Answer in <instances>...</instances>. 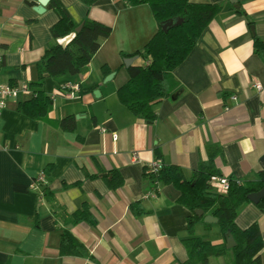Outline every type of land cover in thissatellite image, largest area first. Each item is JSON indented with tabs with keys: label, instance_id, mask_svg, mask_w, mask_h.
Masks as SVG:
<instances>
[{
	"label": "crops",
	"instance_id": "0c3cea01",
	"mask_svg": "<svg viewBox=\"0 0 264 264\" xmlns=\"http://www.w3.org/2000/svg\"><path fill=\"white\" fill-rule=\"evenodd\" d=\"M60 1L77 25L90 18L112 32L85 72L45 79L44 91L52 98L45 120L17 111V103L29 97L24 94L9 99L0 111V264H182L190 211L176 201L178 189L171 184L154 189L142 168L158 149L162 164L179 166L188 178L207 159V144L222 149L214 158L218 175L245 181L264 168V59L253 50L254 37L264 42V0H190L223 6L173 69L177 84L154 105L152 122L133 115L116 95L128 78L123 58L157 30L149 6L124 0ZM36 5L37 0H0V83L34 79L36 62L54 42L50 27L57 16L47 4L37 13ZM254 82L262 88L257 90ZM65 85H76L78 91L65 94ZM66 116L75 119L73 132L58 125ZM47 165L50 171L44 173ZM112 170L124 181L116 189L104 177ZM39 173L43 180L34 185ZM44 187L54 201L42 197ZM83 201L95 226L70 222ZM133 202L139 214L130 208ZM235 222L240 228L259 224L264 264V211L245 202ZM204 223H195L194 235L220 243L217 222ZM63 229L92 259L58 254ZM209 264H231V254L210 257Z\"/></svg>",
	"mask_w": 264,
	"mask_h": 264
},
{
	"label": "trees",
	"instance_id": "16d2710c",
	"mask_svg": "<svg viewBox=\"0 0 264 264\" xmlns=\"http://www.w3.org/2000/svg\"><path fill=\"white\" fill-rule=\"evenodd\" d=\"M82 1L86 4L94 2V0ZM124 1L132 6L148 5L158 27L140 49L127 54V57H141L142 62L126 66L128 78L116 89V95L120 103L133 115L152 122L156 118L154 105L167 97L170 89L177 84L172 74L173 69L186 58L201 32L222 9L223 4L194 3L190 0ZM47 8L52 9L57 16L56 22L50 27L54 42L45 48L36 62L35 78L27 83L31 94L16 106L17 111L26 116L42 120L47 118V113L52 107V98L43 88L45 79L85 72L102 41L112 32L110 26L90 18H84L80 30L75 32L74 28L77 24L60 0H48ZM235 11L243 14L239 7ZM169 20H173V23L162 29L161 25ZM176 20H179L178 23H174ZM63 39L64 43L61 42ZM253 50L264 59V42L258 37L253 39ZM120 55L126 56L123 53ZM101 70L103 74L109 72V68L105 65ZM10 84L15 85V83ZM91 88L83 90L88 91ZM58 125L64 131L73 132L75 119L73 116H66L58 121ZM206 153L207 159L200 161L188 178H184L181 168L174 164H162L155 173L146 172V165L142 168L143 177L154 183V189L161 184H171L178 189L179 195L176 201L190 211L186 217L187 236L181 240L187 253V259L182 264H209L210 257L227 253L231 254V264H262L260 250L263 243L259 224L252 222L247 227L240 228L235 222V217L239 207L249 202L247 195L264 186V168L257 172L255 179L239 181L228 178V189L224 194H220L209 187L207 180L211 174H218L214 158L219 154L222 155V149L217 144H207ZM155 156L156 158L160 156L158 149H155ZM50 167L51 165H47L43 172L48 173ZM104 177L110 189H116L124 182L114 170L108 171ZM41 193L47 201H54L53 194L47 187H44ZM255 205L264 211V195ZM134 206L135 202L130 204L133 211ZM196 209H201L203 214H211L217 218L222 235L220 243L213 244L205 237L194 235V225L202 219V216L195 214ZM139 213L134 211V214ZM69 219L72 224L80 221L92 226L96 224L85 201L70 214ZM204 224L209 225L207 222ZM227 233H230L235 241L231 248L225 243ZM58 254L86 256L92 259L85 246L68 229H63L60 234Z\"/></svg>",
	"mask_w": 264,
	"mask_h": 264
},
{
	"label": "built area",
	"instance_id": "2783aa9c",
	"mask_svg": "<svg viewBox=\"0 0 264 264\" xmlns=\"http://www.w3.org/2000/svg\"><path fill=\"white\" fill-rule=\"evenodd\" d=\"M253 86L260 90L262 85L259 82H254ZM68 90V91H67ZM75 91H78V87L76 85H65L63 92L68 95H72ZM20 94L30 95L31 91L27 84H8V83H0V111L4 108L7 101L9 99L17 98ZM234 98V97H233ZM115 135H113V138ZM162 162L159 158H155L151 162H149L146 166V172H157V170L161 167ZM43 180V174L39 173L38 176L34 179V185L37 182ZM209 187L217 193L224 194L229 185V181L227 177L218 175V174H211L207 180Z\"/></svg>",
	"mask_w": 264,
	"mask_h": 264
},
{
	"label": "water",
	"instance_id": "95a60500",
	"mask_svg": "<svg viewBox=\"0 0 264 264\" xmlns=\"http://www.w3.org/2000/svg\"><path fill=\"white\" fill-rule=\"evenodd\" d=\"M237 0H230V2L235 3ZM48 0H37V5L33 7V9L37 12V13H41L45 10V6L47 4ZM179 20H176L174 23H178ZM173 23V20H169L167 22H164L161 25L162 29H165L167 26L171 25ZM82 23H79L75 28L74 31L78 32L81 28ZM136 56H129V57H124L123 58V65L126 67L129 64H131V62L135 59ZM113 73H109L104 77V81L110 79L112 77ZM94 94H97V90L93 91ZM264 195V186L259 189L258 191L255 192H251L247 195V199L249 201H251L252 203L256 204ZM195 214L197 216H202V220L204 222L207 223H216L217 222V218L212 216L211 214H203V211L201 209H196ZM225 243L226 246L228 248H231L232 246H234L235 241L232 237V235L230 233L226 234V238H225Z\"/></svg>",
	"mask_w": 264,
	"mask_h": 264
},
{
	"label": "rangeland",
	"instance_id": "374dc122",
	"mask_svg": "<svg viewBox=\"0 0 264 264\" xmlns=\"http://www.w3.org/2000/svg\"><path fill=\"white\" fill-rule=\"evenodd\" d=\"M142 62V58L139 57L138 60H137V63H141Z\"/></svg>",
	"mask_w": 264,
	"mask_h": 264
}]
</instances>
